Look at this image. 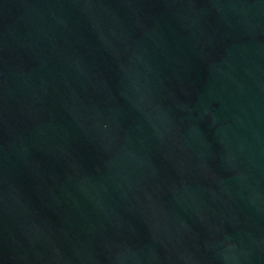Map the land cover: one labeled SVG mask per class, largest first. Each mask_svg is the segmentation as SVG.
Wrapping results in <instances>:
<instances>
[{
    "label": "water",
    "instance_id": "1",
    "mask_svg": "<svg viewBox=\"0 0 264 264\" xmlns=\"http://www.w3.org/2000/svg\"><path fill=\"white\" fill-rule=\"evenodd\" d=\"M0 264H264V0H0Z\"/></svg>",
    "mask_w": 264,
    "mask_h": 264
}]
</instances>
